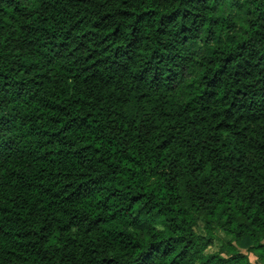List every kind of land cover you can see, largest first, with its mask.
<instances>
[{
  "label": "trees",
  "instance_id": "1",
  "mask_svg": "<svg viewBox=\"0 0 264 264\" xmlns=\"http://www.w3.org/2000/svg\"><path fill=\"white\" fill-rule=\"evenodd\" d=\"M247 254L264 264V0H0V264Z\"/></svg>",
  "mask_w": 264,
  "mask_h": 264
},
{
  "label": "rangeland",
  "instance_id": "2",
  "mask_svg": "<svg viewBox=\"0 0 264 264\" xmlns=\"http://www.w3.org/2000/svg\"><path fill=\"white\" fill-rule=\"evenodd\" d=\"M221 237H222V235H221ZM217 249H218V244H216L214 248H211V251H215ZM239 249L241 250L242 253L246 254L247 244H243ZM247 255H248L249 260L252 264L256 263V259L253 255H251V254H247Z\"/></svg>",
  "mask_w": 264,
  "mask_h": 264
}]
</instances>
